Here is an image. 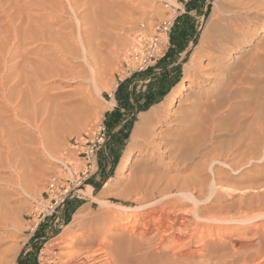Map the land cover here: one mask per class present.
<instances>
[{
  "label": "rangeland",
  "instance_id": "374dc122",
  "mask_svg": "<svg viewBox=\"0 0 264 264\" xmlns=\"http://www.w3.org/2000/svg\"><path fill=\"white\" fill-rule=\"evenodd\" d=\"M242 1L202 0L197 6H192V11H186L187 14L183 13L176 21L177 24L182 18L178 27L182 31H175V24L174 35L171 34L169 50H180L183 57L181 63L168 72L165 80L163 72L156 76L162 80L160 87L153 84V87L144 90V85L136 84L130 90L124 88V95L134 91L146 94L154 89L158 100L145 112L153 107H161L162 112L157 119L141 127L142 133L136 136L137 143L132 135L140 125L141 114L135 112L132 117L124 118L127 133L112 149L114 158L110 159L114 169L105 182H109V186L104 188L105 185H100L95 191V197H100L104 190L109 191L103 200L108 203L106 207L113 210L112 213H104L94 200L90 209H81L88 215L86 224L78 226L75 223V216L81 211L78 207L65 218V222L59 218L69 201H84L89 179L79 198L69 199L37 231L32 232L31 215L40 206L48 181L60 174L64 161L72 156V141L104 122L108 128V144L111 135L109 111L114 96L120 89L119 84L137 74L125 79L121 74L123 60L136 44L140 33L150 32L151 27L168 14L165 4L175 6L176 3L175 0H0V134L6 136L2 139L0 135V139L3 142L13 141H10L11 149L7 144L1 157L0 264H68L78 251L83 256L88 249H96L103 244L113 246L116 238L138 225L141 216L139 212L123 211L117 207L154 208L163 200L161 195L174 183L176 185L177 179L195 175L192 169L182 171V175L178 173L176 169L180 164L194 165L205 160L204 155L211 149L213 153H232L243 144L252 133L253 120H247L239 130L240 117L264 112L259 103L264 102V93H258V80L264 79V33H259V27L264 23V1L261 5L251 6L252 11L249 10L248 15L236 18L234 22L252 31V39L244 51L234 50V53L225 54L221 47L229 40L225 29L229 18L237 10L242 11ZM175 39H180L178 44L174 43ZM228 53H232L233 57H227ZM33 67H40L41 81L37 77L35 80L31 71ZM62 72L66 77L61 82L55 75ZM67 74H75L76 79ZM87 75L90 76L89 81L79 79ZM28 77L32 78L31 85H34L31 88L27 85ZM246 81L255 83V93L254 86V91L245 90ZM181 84L186 85L184 95L175 105L166 107V100ZM55 86L58 89L52 90ZM261 87L264 88V81ZM54 91H61L64 97L53 100L49 94L55 95ZM31 97L34 98L32 101ZM247 99H253L252 105L247 103ZM220 114L228 115L218 119ZM113 130L115 133V128ZM241 135L245 137L242 139ZM129 149L135 151L134 159L129 171L120 174L119 169ZM153 151L156 157L151 156ZM158 157L163 161L159 162ZM259 166L264 167L263 163ZM211 170H206L207 177L212 176ZM252 170L253 167L246 168L247 173ZM229 171L226 172L233 174L231 169ZM256 191H252L251 195L254 196ZM177 194L174 192L171 197L177 198ZM237 199L239 197L233 201ZM233 201L228 200L226 204ZM117 213H122V216H115ZM240 213L251 217L261 211L243 209ZM238 216L236 210L221 215L228 219ZM53 218L57 221L50 222ZM206 223L208 230L216 226L222 233L231 229L236 235L247 237L243 234L244 226L237 222ZM257 224L260 233L264 234V218ZM66 227L70 229L67 232ZM40 230L42 233L38 235ZM90 236H97L96 242L91 245L87 244ZM59 241L63 243L58 245ZM197 245L193 251H198ZM183 248L180 243L173 250L188 251ZM243 257L240 256V259Z\"/></svg>",
  "mask_w": 264,
  "mask_h": 264
},
{
  "label": "bare ground",
  "instance_id": "6f19581e",
  "mask_svg": "<svg viewBox=\"0 0 264 264\" xmlns=\"http://www.w3.org/2000/svg\"><path fill=\"white\" fill-rule=\"evenodd\" d=\"M263 1L264 0H243L241 2V4L243 5L242 11H240L241 9L237 10L235 13L232 11V14L234 13V15L231 18H229V25L226 26V29H225V31L228 32L227 37L229 40L225 46L223 45L224 47L221 46L223 53L226 54L227 52H233L234 50H237V52L244 51V47L247 46L250 42V39H252V34H251L252 31L250 32L249 30H247V28L246 29L243 28L244 26H240L238 25L239 23L237 24L234 22L236 18L240 19V18H243L245 15H248L249 10H251L252 8L251 6H254L256 4L261 5L263 4ZM259 33H262V34L264 33V23L260 25ZM228 54L229 55L227 57H233L232 53H228ZM220 60L221 59L219 58L218 62ZM248 64H251L250 61H248ZM42 65L45 67L48 65L50 66V64H46V65L42 64ZM37 67H35L36 69H34L33 67L31 71H33L35 80L39 79L41 81L43 79V76L40 75L41 73L39 69L40 67L39 68ZM96 72L98 71L96 70ZM68 76L72 77V79L74 80L76 79L75 74L71 76L68 75ZM55 77L59 78V80L62 82L63 80H65L64 77H66V75L65 73L62 72V74L58 73L57 75H55ZM87 77L83 78L82 76L79 79L82 82L84 79H88L89 81L90 76L87 75ZM31 80L28 77L27 85L30 88L34 86L33 83L31 85V82H32ZM263 81L264 79H260V78L258 80V93L260 94L264 93V88L261 87ZM245 84L247 85L245 90L249 89L251 91H254L253 86L255 83L251 84V82L248 83L246 81ZM53 89L57 90L58 88L57 86H55L52 88V90ZM185 89H186V85L181 84V87H179L177 90H174L173 93L168 97V99L166 100L165 106L171 107L175 105L179 101V99L184 95ZM256 90L257 88L255 87L254 93L256 92ZM53 93H55V95L49 94L50 96H53V97H50L53 100H56L57 98L59 99V97L61 98L62 96L61 91L57 93L56 91H54ZM32 95H33V92L31 93V96ZM32 99L34 98L31 97L30 100L32 101ZM247 100H246L247 103L252 105L251 101L253 99L251 101L249 99ZM258 102L259 101H257V103ZM60 103L62 104L63 102L60 101ZM259 103L262 105V108H264V102L263 103L259 102ZM15 107L16 106H14V108ZM256 107L258 109V105ZM260 107L261 106H259V108ZM16 110H17V107H16ZM161 112H162L161 107L160 108L153 107L150 111L145 112L144 114H141L140 125L137 126L136 130L134 131L132 135L133 140L136 143H137L136 136L142 133L141 127L157 119L159 113ZM215 113H218V112H215ZM227 115L228 114H223L218 119H221ZM240 119H242V121L240 122V126L238 128L239 130H242L241 128L247 120H250V119L253 120L252 125H251L252 133L245 139L244 142H242L243 144L240 143L241 145L239 144L240 145L239 147H237L233 151L231 150L232 153L227 152L226 154L225 151H221V152L214 151L213 153L211 149L207 151V154L204 153L205 154L204 157H206V159L205 160L202 159L203 161L200 160L198 162H195L194 165L180 164V167L176 169L178 173H181L182 175V173L186 172L187 170L192 169L195 175L191 174L190 176L189 174L188 177H182L180 179H177L176 185L174 183L173 184L174 186H172L171 188L169 187L170 189L166 191V193H163L162 195L160 194L161 197H163V200H161V203L158 206L155 207L154 205V208L150 207L149 209L148 206L147 208L144 206L141 208L139 207L127 208V207H117L116 206L117 208L123 211H132L136 213L139 212L141 216L138 221L139 222L138 225H135V227H133L130 231H127L125 234H122L120 238H116L115 239L116 241L114 242L113 246H110V244H103L96 249H88L87 251H84L86 253L83 254V256H82L81 251H78V252L75 251L76 254H74L72 258H70L71 261L67 263L68 264H252V262H254L255 260L262 259L260 262L255 263V264H264V234L260 233L261 231L259 230V227H257L258 220H261L262 218H264V183H260L261 180H264V167L259 166V164H262V163L264 166V112L262 114H258L255 116L254 115L251 116V114L249 115L248 113L245 116H241ZM3 131L4 130L2 129V133ZM0 135L2 139H5L6 137L5 134L4 135L0 134ZM245 135L243 136L241 135V138L243 139ZM2 139H0L1 140L0 141V169L1 170L3 168V164L1 160L2 159L1 157H3V152H4L3 149L6 148L7 144L10 148L8 146L7 147L11 149V146L13 143L11 139L9 140L12 143L10 141L7 142V140H4L3 142ZM134 155H135V151L133 149H129L126 160L124 161L123 165L119 169L120 174H125L129 171V168L134 159ZM151 156L156 157V153L153 151ZM158 158H159L158 159L159 162L163 161L161 157H158ZM247 167H253V170L250 171L251 173L246 172ZM208 168L212 169L211 170L212 176L207 177L205 172ZM227 168L231 169L233 171V174H228L230 171ZM226 171H228V173ZM169 183L172 185L171 182ZM107 186H109V182L105 185V187ZM166 187L164 189H166ZM255 190L257 191L255 192V195L252 196L251 193L252 191H255ZM174 192L178 193L177 198L175 197L176 199L171 197ZM86 194L91 196L92 194L91 188L89 187L87 188ZM108 194H109V191L104 190L100 197H94L95 200L100 204L101 210L106 214L110 212L112 213L113 211V210L110 211V209L106 207L108 206V203H106V201L103 200V198L106 197ZM236 197H239V199H237L236 201H233L235 200ZM228 200H231L233 202L226 204ZM243 209L248 210V211L256 209V210L261 211V213L253 215L251 217H248L247 215L242 216L241 215L242 213H240V211H243ZM234 210H236L237 214L239 215L237 218H231V217H230L231 219L223 218L226 214H224V216L221 217V215L224 212L230 213ZM115 216H122V213L121 215L120 213H117V215ZM87 220H89L88 215L83 210L79 211L75 216V223L78 226L86 224L85 222ZM206 222H214V225L215 223H218V222L219 223L220 222L221 223L222 222H229V223L237 222L241 224L242 226H244L243 234L247 237L242 238V236H238L236 235V233H233L232 232L233 230L231 231V229H228L225 233H222L221 231H218V228L216 226H214L212 230H208ZM67 227H66V232L70 230ZM92 234H95V233L93 232ZM200 234L202 236H200ZM96 238L97 236L95 237L90 236L87 239L88 240L87 244L89 245L94 244L97 240ZM62 243H63L62 241H59L57 244L60 245ZM180 243L183 244V247L189 252L188 251L178 252L179 250L174 251L173 250L174 246ZM196 244H199L197 245L199 246L198 251H193V248L196 247L195 246ZM242 255H244V257L240 259V256ZM78 257L79 259L76 260V258Z\"/></svg>",
  "mask_w": 264,
  "mask_h": 264
},
{
  "label": "built area",
  "instance_id": "2783aa9c",
  "mask_svg": "<svg viewBox=\"0 0 264 264\" xmlns=\"http://www.w3.org/2000/svg\"><path fill=\"white\" fill-rule=\"evenodd\" d=\"M193 0H175L176 5L165 4L168 14L155 23L150 32H141L130 52L123 60L121 74L125 79L142 73L165 58L170 48L172 30L185 6ZM120 81H123L120 78ZM108 128L101 122L75 138L70 151L72 156L64 161L60 174L48 181L44 198L31 215V231L39 229L48 217L53 216L69 199L79 198L86 182L98 172L99 153L106 148Z\"/></svg>",
  "mask_w": 264,
  "mask_h": 264
},
{
  "label": "crops",
  "instance_id": "0c3cea01",
  "mask_svg": "<svg viewBox=\"0 0 264 264\" xmlns=\"http://www.w3.org/2000/svg\"><path fill=\"white\" fill-rule=\"evenodd\" d=\"M201 1L202 0H193L190 4L186 5L185 13L187 14V12L192 11V6H197L196 4L201 3ZM179 20L180 21L176 24L174 30L181 32L182 28L178 29V27H180L182 18H180ZM178 40L176 41L175 39L174 43L178 44ZM175 51L176 52H173L171 48L168 51L166 57L158 61L151 69L142 73H137L136 75H134L133 78L119 84L120 89L118 90V92H116L114 99L112 101L113 103L112 108L109 111L111 113L110 114L111 116H110V124L108 126L111 135L109 138V142L106 145V148L99 153L98 172L90 178V182L88 183L86 189L84 190V195H85L84 201L72 200L66 204L65 209L61 212L59 217L63 219L62 222H65V218L67 219V216H70L76 207H78V209L80 210L90 209L93 205L92 203H94L95 200L94 197H95L96 188L99 187L100 185L104 186L107 184L105 182L111 176L114 169L113 165H111V159L114 158L112 149L113 150L115 149L116 144L119 143L123 135L127 133V130L124 125L125 124L124 118L126 116L132 117L133 115H135V112H138L139 114H144L143 112H145V110H147L149 107L153 106V104H155L158 100L155 90L152 88L150 92L146 94L143 92L142 94H137V92L134 91L132 93H128L127 95H124L123 93L124 88L126 89L128 87V89L130 90L136 84L144 85L143 87L144 90L145 88L153 87L154 85H158L160 87L162 80H160V77L156 78V76H160V73L163 72L164 80H165V78L168 77L167 76L168 72L170 70H173L178 64H180L183 59L182 54H180L181 53L180 50L178 48H175ZM114 128L116 131L115 133L113 130ZM107 147H109V150H107ZM109 180H111V178ZM88 187L91 188V193H92L91 196L86 194ZM54 219L55 218L51 219L50 222H52ZM56 221H54V227H56L55 225ZM58 221H60V219H58ZM41 233L42 231L40 230L38 232V235H40Z\"/></svg>",
  "mask_w": 264,
  "mask_h": 264
}]
</instances>
